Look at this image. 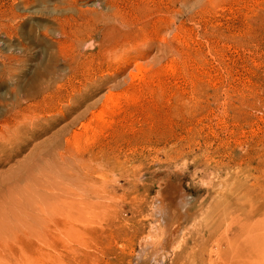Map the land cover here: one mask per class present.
<instances>
[{
	"label": "rangeland",
	"instance_id": "1",
	"mask_svg": "<svg viewBox=\"0 0 264 264\" xmlns=\"http://www.w3.org/2000/svg\"><path fill=\"white\" fill-rule=\"evenodd\" d=\"M0 43V75L12 57L21 90L79 64L74 90L92 95L81 111L95 103L56 145L77 115L63 90L38 134L0 153V177L36 159L54 170L41 177L59 192L42 204L61 206L54 264H264V0H0ZM29 179L1 189L14 212ZM86 183L90 222L67 212Z\"/></svg>",
	"mask_w": 264,
	"mask_h": 264
},
{
	"label": "bare ground",
	"instance_id": "2",
	"mask_svg": "<svg viewBox=\"0 0 264 264\" xmlns=\"http://www.w3.org/2000/svg\"><path fill=\"white\" fill-rule=\"evenodd\" d=\"M0 45L2 44L0 43ZM2 47L6 52L14 50L12 48L7 50L6 46ZM17 53H21V49H18ZM7 58L12 59V57L4 56L2 61L4 70L3 74L0 75V153L5 156L8 152H13L19 141L25 139L29 133L35 137L39 131H35L34 128L41 127L43 120L53 117L50 114L46 115V113H50L47 111L54 112L55 107L62 106L63 90H70L68 94L70 97L69 104H73V107L69 109V113L74 112L77 115L75 114L76 116L66 123L64 129H61L50 141L55 140L56 145H58L61 135L65 138L69 132L68 128H74L77 124H81V128L86 129V125L82 124L81 121L86 118L91 110L93 113L95 103H89L81 111L82 103L88 101L92 96L86 90L89 88L88 85L83 91L74 90L73 80L77 77L76 71L81 65L67 64L69 70L66 74L62 72V69H58L57 65L54 69L46 68L42 72L44 79L42 78L38 83L36 82L37 79L30 81L21 90L22 86L18 87V78L12 73L13 68L6 66ZM15 60L18 61L19 58H15ZM76 94L80 97H76ZM68 114H62L60 119L67 121L68 118H71ZM77 135L78 133L73 132L71 137L75 139ZM65 141L69 144L72 140L65 138ZM36 149L39 151V156L51 155L45 141L36 146ZM14 152H16L15 149ZM54 153L56 155L53 158L56 161L54 163H56L57 177L60 178L62 172L63 176H66L65 164L69 163L68 160L62 152ZM6 156L10 157L9 154ZM37 160H33V163L27 161L17 172H13L7 177H0V193L7 184H13L20 177H30L29 184L25 189L26 192L32 193V197L27 198L31 201L27 203L25 209L20 210L18 208L17 212H14L11 206L12 194L10 192L0 194V264H54L59 260L60 246L55 237H58L59 232L62 231V229L60 230L62 223L60 221L61 206L53 202L47 208L42 206L46 202L44 196L45 198H53L59 192L53 195L49 194L48 190L44 191V188H41V177L44 176L45 172H53L54 170L45 165L34 164ZM72 160H76V158H72ZM33 170L35 173L31 175ZM45 183L53 185V189L55 184L59 182L55 181L54 178L52 182L46 180ZM82 187L80 189L85 193V197L82 200L69 199L67 212L71 218H84V221L90 222L96 217V214L92 212L91 190L87 183ZM103 202L102 214L107 212V201L103 200ZM89 230L87 228L80 231L73 227L68 233L84 235ZM50 253L49 262L47 256Z\"/></svg>",
	"mask_w": 264,
	"mask_h": 264
}]
</instances>
